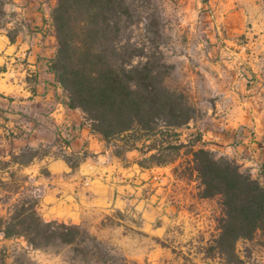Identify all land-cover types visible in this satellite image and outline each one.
I'll return each instance as SVG.
<instances>
[{
  "label": "trees",
  "instance_id": "trees-1",
  "mask_svg": "<svg viewBox=\"0 0 264 264\" xmlns=\"http://www.w3.org/2000/svg\"><path fill=\"white\" fill-rule=\"evenodd\" d=\"M152 2L58 0L52 11L57 51L49 69L67 92L68 106L80 109L91 130L108 146L115 145L116 156L125 158L137 150L140 167L151 168L174 164L184 150L181 167L197 175L200 196L221 199L218 234L205 247L206 256L244 264L238 242L264 236V182L237 160L218 155L200 130L182 139L181 129L195 119L196 109L167 85L173 65L161 48V9ZM6 14L0 0V26ZM0 97L9 99L2 93ZM1 111L5 144L0 148V189L9 206L0 215V235L22 237L35 249L69 247L86 263L115 264L113 250L86 227L42 216L41 194L23 171L44 156L30 144L17 145L22 134L7 128L10 118L7 110ZM56 142L70 145L68 138L57 137ZM64 159L73 168L83 160L78 154ZM7 260L6 247H0V264Z\"/></svg>",
  "mask_w": 264,
  "mask_h": 264
},
{
  "label": "rangeland",
  "instance_id": "rangeland-1",
  "mask_svg": "<svg viewBox=\"0 0 264 264\" xmlns=\"http://www.w3.org/2000/svg\"><path fill=\"white\" fill-rule=\"evenodd\" d=\"M24 1L23 7L49 17H44L43 24L38 23L42 22V17L37 23L30 24L17 17L19 11L14 9L15 0H4L7 14L2 19L0 31L8 29L13 36L22 25L30 24L28 27L34 40L50 36L51 44L55 45L54 28L45 27V24L47 19L51 20L58 0ZM154 4L162 13L164 43L161 48L167 61L173 65L166 79L167 85L184 95L196 109L195 119L181 129L182 139L194 137L200 130L199 123L208 125L211 120L208 116L217 113L222 124L219 130L231 136L229 144L215 146L218 155H228L237 160L264 182V0H153ZM144 27L142 24L141 36L145 32ZM251 58L259 63V71H253ZM229 63H235L234 68L229 67ZM233 70L245 78V85L250 90L245 97L250 99L251 109L245 116L237 111L238 108L234 109L239 107V100H245L242 96H228L227 86L221 82L225 75H232ZM2 109L9 112L11 127L22 134L17 145L30 144L44 157L72 156L65 151L69 147L66 143L59 142L56 147L47 141L39 144L37 133L42 129V122L28 109L0 99V115ZM228 119L232 122L229 130L225 125ZM84 124L88 122L83 120L80 126ZM57 137L69 139L60 130ZM1 144L5 143L0 134V148ZM107 147L111 157L105 162H114L112 171L120 177L119 183L124 184L125 179L132 177V184L141 188L129 186L126 190H119V206L99 212L85 219L81 225L113 250L115 264H225L221 258L207 257L204 252L210 239L218 234L221 199L200 196L201 185L197 175L181 167L185 160L184 150L174 164L145 168L133 174L131 172L139 170L140 165L133 166L132 162H138L142 154L135 151L121 158L114 154L117 150L115 145ZM78 155L84 159L85 155L94 154L86 151ZM34 163L38 166L40 158ZM127 167H133L130 175L125 174ZM41 172L49 174L46 164L41 166ZM142 172L145 173L143 176ZM23 173L30 172L24 170ZM137 174L142 182L135 181ZM31 182L37 186L42 200V189L34 178ZM0 198L1 215L9 206L4 203L1 189ZM39 211L45 219H55L47 213L42 202ZM0 247H6L8 264H95L76 258L69 247L35 249L22 237L7 239L0 235ZM237 252L244 264H264V236L259 233L251 240H240Z\"/></svg>",
  "mask_w": 264,
  "mask_h": 264
},
{
  "label": "crops",
  "instance_id": "crops-1",
  "mask_svg": "<svg viewBox=\"0 0 264 264\" xmlns=\"http://www.w3.org/2000/svg\"><path fill=\"white\" fill-rule=\"evenodd\" d=\"M15 1L17 3L14 9L19 11L17 17H22L30 24L37 23L41 17L42 22L38 23L43 24L44 17H49L48 14L34 12L23 7L24 0ZM52 21V18L47 19L45 27L54 28ZM30 24L22 25L13 35L14 40L11 39L8 29L0 31V93L9 97V99L3 97L0 99L10 100L16 103L17 107L28 109L33 117H38V121L42 122V129H39L37 133L39 144L47 141L56 147L57 134L60 130L61 134L68 136L70 140L69 147L65 148L67 153L83 154L89 151L94 154L87 155L75 168L60 156H46L40 159L38 166L32 162L31 165L25 167V170L30 172L28 174L42 189L41 202L50 216L66 223H85V219L119 206V196H121L119 190H126L129 186L141 187L132 184L134 181L132 177L125 179L124 184L119 183L120 177L112 171L115 167L114 162H105L111 157L106 142L91 130L89 124L80 126L85 120L83 112L78 108L72 109L68 106L67 92L49 69L50 60L55 57L57 46L51 44L50 36L34 40L28 27ZM250 63L253 65V71L261 69L259 63H256L253 58ZM234 64L229 63V67L234 68ZM259 76H261L260 72ZM245 81V78L234 70L232 75H225L224 81H221L227 86L225 90L228 96L234 98L242 96L245 100H239V107H234V109L238 108L237 111L243 116L251 109V101L245 97L250 93ZM231 108L229 107L232 111ZM5 114L8 116L9 112ZM208 119H211L208 125L199 123L204 140L211 142L214 150L215 146L221 147V144H229L231 136L228 132L219 130L222 124L219 123L217 113H211ZM228 121L225 125L229 130L232 122H230L231 119ZM10 122L11 119L6 123L7 128H12ZM4 131L5 128H1L0 134H5ZM20 131L23 130L20 129ZM135 151L137 150L129 151L127 154H133ZM43 164H46L49 171L47 175L41 172ZM132 164L138 166L137 161H133ZM132 168L127 167L125 174H136L145 169L140 167L139 170L135 169L130 173ZM144 174L142 172L141 176ZM141 176L137 174L135 181L142 182Z\"/></svg>",
  "mask_w": 264,
  "mask_h": 264
}]
</instances>
